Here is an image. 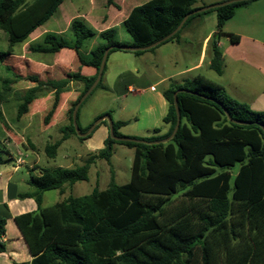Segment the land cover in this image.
Returning a JSON list of instances; mask_svg holds the SVG:
<instances>
[{
  "label": "trees",
  "instance_id": "obj_1",
  "mask_svg": "<svg viewBox=\"0 0 264 264\" xmlns=\"http://www.w3.org/2000/svg\"><path fill=\"white\" fill-rule=\"evenodd\" d=\"M63 1L0 0V29L8 36V51H0V65ZM196 1L150 0L135 7L124 21L134 42L119 43L115 30L103 31L100 37L105 43L91 50L89 60L83 58L80 49L85 40L97 33L83 20L72 21L76 36L73 45L55 34H47L42 45L30 46L29 50L52 54L64 48L74 49L81 65L95 68L96 73L84 76L80 71L71 72L58 81L31 75L25 79L36 85L23 91H14L6 82V86L0 88V119L7 127L1 106L11 93L20 101L17 119H21L35 99L53 92V104L44 117L48 124L59 106L61 94L69 91L68 84L82 82L84 88L67 112L69 124L62 128V137L45 147L47 157L54 159L59 147L72 134L79 140L85 139L78 136L72 114L77 102L96 80L105 50L116 45L146 47L161 40L173 32L188 13L199 9L194 6ZM251 1L254 0L237 1L193 14L174 36L159 45L178 40L195 17L208 11L216 12L218 31L214 40L211 38L210 68L222 75L223 58L217 41L235 9ZM229 36L233 42L239 39ZM115 50L118 48L110 50L109 55ZM143 52L135 51L136 54ZM101 83L102 79L91 94ZM179 89H188L216 101L178 93L181 125L170 141L155 145L120 142L109 135L104 148L90 155L83 165L37 166L39 175L31 174L28 179L35 191L23 195L35 199L37 210L15 218L32 257L29 264H264V112L238 102L220 84L200 75L183 84H170L163 92L169 105L164 122L170 129L164 135L142 140L156 141L172 134L176 124L174 93ZM221 105L233 120L251 124L231 122ZM78 114L79 110L77 118ZM102 123L108 125L106 120ZM92 124L80 131L86 132ZM122 125L124 122L113 120L116 136H121L117 129ZM158 132L156 129L155 133ZM116 143L134 149L129 183L117 185L112 177L105 190L95 188L89 195L69 196L50 207L43 206L44 192L60 190L63 193L67 185L87 181L97 159L110 161ZM6 155L8 152L0 140V165L11 161ZM6 225L7 219L1 218L0 253L6 251L3 242Z\"/></svg>",
  "mask_w": 264,
  "mask_h": 264
},
{
  "label": "crops",
  "instance_id": "obj_2",
  "mask_svg": "<svg viewBox=\"0 0 264 264\" xmlns=\"http://www.w3.org/2000/svg\"><path fill=\"white\" fill-rule=\"evenodd\" d=\"M148 1L150 0H113L112 3H109L108 0H64L43 25L37 27L24 43L18 44L21 45V48L16 51L14 47L12 54L0 65V88L6 86V82L10 83L14 91L32 88L36 84L25 79L31 75H37L41 80L55 81L65 79L68 73L77 71H80L84 76H93L96 73L95 68L81 65L79 55L74 49L64 48L51 54L33 52L29 50V47L42 45L44 37L51 33L64 40L69 38V41H66L73 45L76 36L72 29V21L81 19L97 33L94 37L85 40L80 49L83 58L89 60L91 50L105 43L100 37V33L113 29L116 40L117 37L125 38V34L120 33L119 28L125 29L124 21L131 11ZM223 1L225 0H213L209 4H218ZM211 13L213 14H204V16L193 19L188 24V28L185 31L182 30L180 39L160 45L151 54L145 53L135 57L128 53L116 55L112 52L113 54L109 55L106 71L102 77V92L117 96L127 92L144 96L145 93L152 92L145 109L141 111L137 109L135 115L132 116L135 120H137L136 116H141V114L150 118L152 115L154 117L157 112V116L155 119L147 120L142 126H135L132 136L151 137L166 134L170 125L164 122V117L167 115L169 105L163 92L170 84H183L186 80L200 76L197 72L202 69L205 63L210 68L212 52L209 47L214 32L213 28L217 27V13ZM206 24H211V29L203 35V45L196 63L179 67L181 59L166 58L163 62L171 65L169 66L170 70H167L168 66H166V69L159 71L158 65L157 69L150 66L149 68L144 67L141 73L139 68L131 64L133 61L140 63L146 59L157 57L160 59L165 53L174 49L186 50L189 37ZM223 33L226 35L225 42L221 40V36L217 41V48L222 53L224 69L222 75L216 73L218 77L216 83L220 84L233 99L247 104L254 111L264 112V0H254L239 8L233 17L225 23ZM229 35L238 36V41H231ZM89 40L91 42L89 48L83 50L85 42ZM2 71L7 76L2 75ZM9 72L14 73V78L9 76ZM21 82L24 84H20ZM68 86L69 91L61 94L59 106L48 124H45L43 119L53 104V92L35 99L30 104L28 113L18 119L24 123L20 125L21 130L19 128L15 130L17 132L15 138L12 136L10 131L13 130L9 126L5 127L9 139L0 138L8 152L6 156L11 158V161L0 165V219H7L6 234L3 237L6 251L0 253V264H29L32 259L15 221L17 216L37 210L35 199L23 196L35 191L28 184V179L31 174L39 175L35 159L33 162L29 161V158L36 154L37 148L32 140L25 139L23 135L27 136L31 132L38 135L40 131L67 125V112L83 90L84 84L79 81H71ZM12 98H15L18 104L20 103L15 93H11L7 101ZM38 112H41L42 116H40L39 122L35 123L36 116L40 115ZM116 122H124V125L121 126L122 129L128 124V121L120 117ZM35 125H40V127L35 130ZM156 129H159L158 133H155ZM103 134L105 139L110 135L108 127L103 130ZM125 134L131 135V133ZM10 136L15 140L14 143L23 149V152H20L21 156L16 160L9 152L8 147L12 143ZM18 160H21V164L16 168ZM23 168L26 170L25 175L19 174Z\"/></svg>",
  "mask_w": 264,
  "mask_h": 264
},
{
  "label": "rangeland",
  "instance_id": "obj_3",
  "mask_svg": "<svg viewBox=\"0 0 264 264\" xmlns=\"http://www.w3.org/2000/svg\"><path fill=\"white\" fill-rule=\"evenodd\" d=\"M211 1L213 0H197L195 6L207 7V6L215 5V4H209L211 3ZM227 1L230 0H225L220 3H224ZM242 7L236 8L235 12ZM203 14H213V13L208 11V13H203ZM203 14L199 15L198 17L204 16ZM212 27H214L213 24ZM186 28H188V25L183 30L185 31ZM209 29H211V24L210 25L206 24L203 28L196 30L192 34V36L189 37L186 50L180 51L178 49H174L171 50L170 52L165 53L164 56H162L161 58L159 57L160 59H158V57L153 59H146L144 61H141L140 63H138V61H133L131 64L139 68L141 73L144 67L149 68L150 66L153 69H157L158 65H159L158 68L159 71L166 69V66H168L167 70H170L171 68H169V66L171 65H168L165 62H163L166 58L167 59L174 58L176 60L181 59V61L179 62V67H182L183 65H191L193 63H196L202 49L203 35H205V33L209 31ZM213 29L214 32L211 37L212 40H214V38L216 37L215 33L218 31L217 27ZM119 30L120 33H123L126 36L125 38H121V39L117 37L118 42L121 41L119 43L132 44L134 42V39L126 31V29L120 27ZM178 38L180 39L181 37L179 36ZM225 39H226V35H222L221 40L225 42ZM66 40L69 41V38H66ZM89 42L90 40L85 42L83 50H87L89 48L91 44V42L90 43ZM20 48L21 45L15 46L16 51H18ZM209 48H210L209 50L212 52L211 45ZM155 49L156 47L151 48L149 50H145L143 53H139V54H136L135 51H123L118 49L113 51V53H115L116 55L128 53L131 54V56L133 55L136 57L145 53L151 54V52H153ZM0 51L1 52L8 51V36L1 29H0ZM10 63L13 64V62ZM197 73H199L200 75L206 77L211 81H215V82L218 81L216 72L210 69L207 66V63H205L202 69L199 70ZM1 74L7 76L5 75V73H3V71L1 72ZM8 74L12 78H14L15 76L14 73L12 72H9ZM20 84L23 85L24 82H21ZM102 86H103V82L89 97H87L85 102L81 104L77 118L79 131L80 129L81 130L86 129L88 126H90L91 123H94L100 117L104 115H108L107 113H110V116L114 121H116L119 117L125 119V121H128V124L127 126H125L124 129H122V127H118L117 129L121 137L140 139V140H142V138H147L145 136L143 137L132 136V132L134 131L135 126L137 125L142 126L144 122H147V120L155 119L157 116V112H155L154 117L152 115L150 118L146 117L147 115L145 114L143 116L142 114L141 116L137 115L136 116L137 120H135L132 115H135V111L137 109L139 111L145 109V107L148 105V98L152 95V92L145 93L146 95L144 96H137L134 93H129V92L117 96L116 94L102 92L101 91ZM18 105L19 104L17 103L16 99L12 98L4 102L2 106L5 121L7 123V126H9L11 130H13V131L10 130L9 131L11 132L12 136H14V138L15 135H17V132L15 130L17 128L21 130L20 125L24 123V121L22 120L20 121L17 119ZM38 113L40 114L41 112ZM40 116H42V114L36 116L35 123L39 122ZM67 124H69L68 118H67ZM64 126L65 125H59L57 127L50 128L45 131H40L38 135L33 134V132H31V134H27V136L24 134L23 135L24 138L25 139L29 138L30 141L32 140L36 145L35 147L37 148L36 154L34 156H31L29 158V161L33 162V160L35 159L39 167H48V168L77 167L79 165H83L85 160L90 155L97 154L104 148L105 141L108 138L107 137L105 139V136L103 134V130H105V128L108 127L106 123L100 124L97 128L95 127L96 129L92 131L90 136L88 135L89 137L87 136L83 137L85 138L83 141L79 140L77 136L72 134L71 137L68 138L66 141H64L62 145L59 147L57 156L54 159H49L45 153V147L47 144L55 143L62 137L61 130ZM5 127L6 126L4 124V121L0 119V138H5L8 140L9 135L6 134ZM39 127L40 125H35L34 128L35 130H37ZM125 133H131V135ZM10 139L12 140L11 141L12 143L8 147L9 152L11 153V156L14 157L13 159L16 160L18 157L21 156L20 152L23 149L20 145L14 143L15 140L11 136ZM133 159H134V149L129 148L126 144H120V143L114 144L113 155L110 161L108 162L105 159H97L89 170L87 181L76 183L74 186L67 185L63 193L60 190H51L44 192L43 205L45 207H50L55 203L60 202L65 198H68L69 196L82 197L85 195H89L94 191L95 188H98L99 190H105L109 186L112 177H114V181L117 185H124L129 183L131 179ZM237 169H238V165H236L233 168V171L236 172ZM19 174L25 175L26 174L25 168L21 169ZM177 200L178 199H176V201Z\"/></svg>",
  "mask_w": 264,
  "mask_h": 264
},
{
  "label": "water",
  "instance_id": "obj_4",
  "mask_svg": "<svg viewBox=\"0 0 264 264\" xmlns=\"http://www.w3.org/2000/svg\"><path fill=\"white\" fill-rule=\"evenodd\" d=\"M237 1H245V0H230V1H227V2H224V3L215 4V5H211V6H207V7H202V8L196 9V10L188 13L183 18V20L181 21L179 26L173 32H171L169 35H167L166 37L162 38L161 40H159V41H157V42H155V43H153L151 45H148L146 47H131V46H118V45H116V46H111V47L107 48L105 50V52H104V55H103V58H102V61H101L100 67H99V71H98V75H97L96 80L93 82V84L90 86V88L84 93V95L81 97V99L77 102V104H76V106H75V108L73 110V114H72L73 124H74L76 132L78 133V136L86 137V136L90 135L98 124H100L101 122L106 120L108 122V128H109L110 137L113 140H116V141L147 143V144H153V145L166 143V142L170 141L175 136V134L177 133V131H178L180 125H181V114H180V109H179V106H178V99H177L178 93L185 92V93L193 94L195 96H200V97L205 98V99H210V100H213V101H216V100H214L212 98H208L207 96L198 94L197 92H194V91H191V90H188V89H179V90H177L174 93V106H175V111H176V124H175L174 130H173L172 134L169 137L161 139V140H156V141H145V140H140V139H132V138H127V137L116 136L114 134L113 120H112L110 115H104V116L100 117L99 119H97L91 125V127L88 129V131L81 133L79 131V127H78V124H77V113H78V110H79L81 104L87 99V97L91 94V92L96 88L98 83L101 81V79L103 77L104 68L106 66L107 58H108L110 50H112L114 48H118V49L124 50V51H145V50H149L151 48H154V47L158 46L162 42L170 39L172 36H174L182 28V26L184 25L186 20L191 15L196 14V13L205 12V11H207L209 9L218 8V7H221V6H224V5H229V4L237 2ZM222 109L224 110L226 116L229 118V120L231 122L237 123V124H243V125L251 124V122H242V121L233 120L229 116L228 111L223 106H222ZM260 126L262 127V125H260Z\"/></svg>",
  "mask_w": 264,
  "mask_h": 264
},
{
  "label": "built area",
  "instance_id": "obj_5",
  "mask_svg": "<svg viewBox=\"0 0 264 264\" xmlns=\"http://www.w3.org/2000/svg\"><path fill=\"white\" fill-rule=\"evenodd\" d=\"M21 164V160H18V165L16 166V168H18Z\"/></svg>",
  "mask_w": 264,
  "mask_h": 264
}]
</instances>
